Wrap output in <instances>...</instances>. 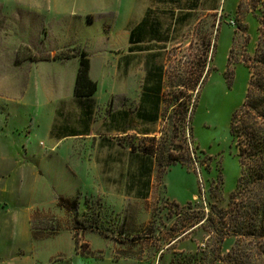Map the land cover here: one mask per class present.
I'll return each instance as SVG.
<instances>
[{
  "label": "rangeland",
  "instance_id": "374dc122",
  "mask_svg": "<svg viewBox=\"0 0 264 264\" xmlns=\"http://www.w3.org/2000/svg\"><path fill=\"white\" fill-rule=\"evenodd\" d=\"M147 1L0 0V264H264V237L237 232L264 188L239 187L231 132L264 97V0ZM143 9L169 43L145 29L168 49L141 60L126 32ZM79 49L89 103L77 58H29Z\"/></svg>",
  "mask_w": 264,
  "mask_h": 264
},
{
  "label": "trees",
  "instance_id": "16d2710c",
  "mask_svg": "<svg viewBox=\"0 0 264 264\" xmlns=\"http://www.w3.org/2000/svg\"><path fill=\"white\" fill-rule=\"evenodd\" d=\"M137 32L138 28L133 31L130 36V43L132 45H135ZM132 45L130 47H133ZM134 51L135 50L133 49V52ZM72 57L79 58V67L73 90L74 96L78 100L89 99L97 93L98 82L91 76V59L87 50L79 49L74 52H59L55 54L48 53L42 55L34 54L29 58L33 61H41L52 59L65 60ZM151 87H153L151 89L155 91L156 86L154 87L152 85ZM150 93L147 94L148 97H150L152 100L153 98L155 99L156 96ZM262 106L264 108V97L256 99L253 97L251 98V94L250 92H248L246 102L244 104V107L248 108V110L245 112L242 123L238 125L236 121L237 117L239 116V113L237 111L235 112L231 122V132L233 135H237L239 133L247 137V146L245 148H242V146H240L239 149L240 164L242 166V173L239 179V187H244V190L245 188L248 189L250 194L251 191L249 186L252 184L256 187L261 186L262 188H264V127H262L260 122L258 121V118L264 117V110H262ZM246 160L251 161L248 170L245 167L247 164ZM59 203L66 208L71 206H78L77 201H73L71 204L70 200L64 197H60ZM245 203H247V207H245L244 213L239 216L240 222H237V226L240 225V228L237 230V232H243L244 227L247 225L248 229L251 228V231L249 232L250 235L264 237V200L259 203L252 200L251 197L247 199V202ZM222 216L223 215L221 213L220 218ZM235 216H238V214H235ZM76 223L77 225L87 227V225L83 223L82 219L77 218ZM227 238H229V236H226L224 240Z\"/></svg>",
  "mask_w": 264,
  "mask_h": 264
},
{
  "label": "flooded vegetation",
  "instance_id": "af4514ba",
  "mask_svg": "<svg viewBox=\"0 0 264 264\" xmlns=\"http://www.w3.org/2000/svg\"><path fill=\"white\" fill-rule=\"evenodd\" d=\"M156 20V21H155ZM155 20H153V22L155 21L156 23L158 22V18H156ZM151 29L152 30V34L154 36V38L152 39V42L151 43H156V44H161V45H164L165 43L168 44L169 43V39L167 40H161L160 37H159V33H161L162 31H164L165 29L163 28H159L157 26V24H154V26L151 28V27H147L145 26V21L144 23H142V25H140L138 27V32H137V36H136V41H135V46L137 48V51L136 53L140 54L139 57L140 59L142 60L143 59V56H142V53L144 52H148V51H153L155 52H158V50H167L168 49V46L167 47H164L162 46L161 48L159 47H152L148 50V47H145V44H149L148 42H145V39H144V32H145V29ZM173 29V28H172ZM153 45V44H152ZM142 63L146 66L147 64V58L145 57L144 60L142 61ZM149 72L147 71L146 72V75H148Z\"/></svg>",
  "mask_w": 264,
  "mask_h": 264
},
{
  "label": "crops",
  "instance_id": "0c3cea01",
  "mask_svg": "<svg viewBox=\"0 0 264 264\" xmlns=\"http://www.w3.org/2000/svg\"><path fill=\"white\" fill-rule=\"evenodd\" d=\"M153 0H148L147 1V3H151ZM199 1H211V2H213V1H215V0H199ZM145 7H146V5H145ZM147 8V7H146ZM146 10L147 9H143V11L140 13V14H138V15H136V17L135 18H133V19H131L130 20V23H131V28L126 32V36L128 35V41H129V44H131L130 43V36H131V34L133 33V31H135L140 25H142V23H144V21H145V26H147L148 27V25H146V22H147V14H146ZM40 15V17H45V20L46 19H48L45 15H43L42 13H40V12H38ZM147 18V19H146ZM152 19V18H151ZM149 22H147V24H148ZM150 23H151V20H150ZM44 28V30L46 29L47 31L45 32V34H48V29H49V26H48V24H47V22H44V26L42 25V29ZM126 39V40H127ZM111 51H113V50H111ZM136 51L137 50H135L134 51V53H136ZM74 58H77L78 60H79V58L78 57H72V58H69V59H65V60H59V59H57V60H53V61H59V62H67V61H69V60H71V59H74ZM41 61H43V60H41ZM105 65V64H104ZM79 67V66H78ZM91 69H92V64H91ZM77 71H78V69H77ZM92 71V70H91ZM76 75H77V73H76ZM92 76V75H91ZM94 77V76H93ZM92 77V78H93ZM76 79V78H75ZM94 79V78H93ZM75 85V84H74ZM74 90V89H73ZM73 96H74V92H73ZM95 96V95H94ZM94 96L93 97H91V98H89V99H82V100H78L75 96H74V98H75V100H77L78 102H82V103H89V102H91V100H93L94 99ZM151 99V98H150ZM89 100V102H87ZM156 114V113H155ZM150 115H153L154 116V113L152 112V113H150ZM84 134H87V133H84ZM78 135H82V133H80V132H69V133H67V134H65L64 135V137H68V136H78ZM17 161V160H16Z\"/></svg>",
  "mask_w": 264,
  "mask_h": 264
}]
</instances>
